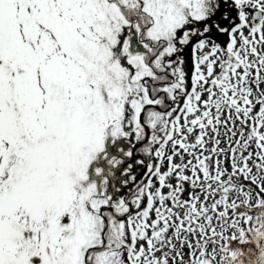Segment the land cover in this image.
Listing matches in <instances>:
<instances>
[{
  "label": "snow or ice",
  "instance_id": "obj_1",
  "mask_svg": "<svg viewBox=\"0 0 264 264\" xmlns=\"http://www.w3.org/2000/svg\"><path fill=\"white\" fill-rule=\"evenodd\" d=\"M0 264H264V0H0Z\"/></svg>",
  "mask_w": 264,
  "mask_h": 264
}]
</instances>
